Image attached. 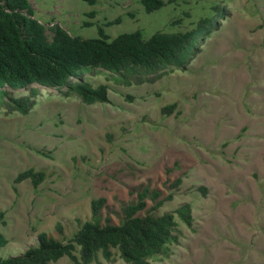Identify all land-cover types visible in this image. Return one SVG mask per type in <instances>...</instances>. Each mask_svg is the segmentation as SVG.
Here are the masks:
<instances>
[{
    "label": "rangeland",
    "instance_id": "1",
    "mask_svg": "<svg viewBox=\"0 0 264 264\" xmlns=\"http://www.w3.org/2000/svg\"><path fill=\"white\" fill-rule=\"evenodd\" d=\"M142 1L30 0L47 29L59 24L84 39L99 28L111 39L136 31L149 39L211 22L192 59L155 82L89 79L108 87V103L46 90L27 115L0 104V233L8 240L0 257L23 255L40 233L58 237L57 224L71 238L95 199L105 201L98 220L120 225L147 189V210L158 192L156 214L189 205L193 219L180 223L170 257L150 264H264V0H161L152 13ZM29 169L46 175L36 189L15 183Z\"/></svg>",
    "mask_w": 264,
    "mask_h": 264
},
{
    "label": "trees",
    "instance_id": "2",
    "mask_svg": "<svg viewBox=\"0 0 264 264\" xmlns=\"http://www.w3.org/2000/svg\"><path fill=\"white\" fill-rule=\"evenodd\" d=\"M83 1L89 6L97 3ZM142 4L147 13L165 6L161 0H143ZM210 22L203 20L185 34L156 33L149 39L141 31L111 39L99 28L97 38L84 39L72 37L59 24L47 29L35 18L30 0H0V104L9 113L27 115L39 91L46 90L76 97L87 105L108 103V87H94L89 79L105 77L126 87L155 82L192 59L198 33L209 28ZM6 88L17 95H10ZM175 108L170 105L165 110ZM45 179L44 172L29 169L19 174L15 183L30 180L36 189ZM147 196V189L137 195L136 203L125 208L120 225L109 219L99 221L105 201L92 200L90 219L80 224L71 238H66L57 224L58 237L40 233L35 247L18 257H0V264H54L62 258L72 264H100V259L108 264L116 260L150 264L156 258H169L182 237L180 223L187 227L193 223L191 208L185 205L160 216L156 214L163 204L157 203L160 194H151L155 203L151 211L147 210ZM7 244L0 233V249Z\"/></svg>",
    "mask_w": 264,
    "mask_h": 264
}]
</instances>
